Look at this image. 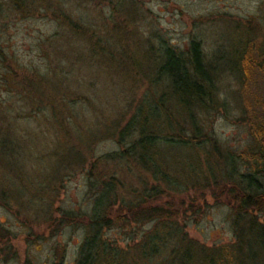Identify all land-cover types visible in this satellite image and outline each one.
Returning <instances> with one entry per match:
<instances>
[{
  "label": "rangeland",
  "instance_id": "374dc122",
  "mask_svg": "<svg viewBox=\"0 0 264 264\" xmlns=\"http://www.w3.org/2000/svg\"><path fill=\"white\" fill-rule=\"evenodd\" d=\"M57 1L72 17L82 15L88 21L84 23L95 25L92 19L96 12L90 11V7H78L75 0ZM122 2L121 9L129 15V21L133 20L135 28V37L128 38L124 48L139 54L137 57L149 52L156 55L155 49L160 45L186 50L191 41L199 43L213 67L216 97L221 102L218 111L207 117L199 115V124L220 147L236 155L246 149L251 138L247 124L241 119L245 105L257 112L264 108V0ZM56 4L51 0V8L47 10L40 0H33L31 12L25 16L22 11H13L9 0H0V122L15 121L14 128L23 139L10 137L19 151L0 154V264H55L60 260L74 264L86 226L93 218V202L101 183L110 179L116 184L108 200L117 201L110 218L120 226L105 229L103 238L112 247L127 250L128 260L133 258L132 248L138 244L149 247L158 244L161 248L153 234L157 228L161 233L162 223H166L161 221L166 218L156 219L159 209L173 215L167 218L168 224L180 230L185 245L190 244L196 251L198 260L194 264L201 263L199 257L205 249L223 254L225 261L217 264H264V209L245 216L242 229L247 234L246 221L252 219L256 229L263 231L262 235L258 239L247 237L237 245V219L228 202L230 187L226 183L220 185L223 183L220 180L202 183L208 175L201 154L195 157L197 164L189 169L186 162L190 166L194 160L190 149L176 147L164 136L158 140L155 146L165 173L178 188L154 180L149 170L107 157L120 150L117 133L139 101L146 99L144 95L150 96L155 88L147 74L130 84L106 67V63L88 57L76 59L72 50H85L49 15ZM101 7L102 13L110 15L108 2ZM243 46H249L254 56L263 61L262 68L251 73L246 86H242L233 63ZM10 69L15 72L12 79L19 85L32 81L40 89V84L55 80L60 102L67 103L66 109H59L64 127L85 133L93 141L84 144L86 148L69 153L66 145L70 143L63 139L48 110L43 108L45 112L35 113L37 118L30 120L28 109L18 97L19 91L3 82ZM64 90L67 95H63ZM176 118L186 121L182 115ZM57 152L62 156L56 155ZM212 158L213 165L216 158ZM216 167L209 168L208 178L226 179L228 169ZM237 170L250 173L244 166ZM256 185L264 196V179L260 177ZM153 188L154 193L150 194ZM121 201L144 203L143 210H136V216L143 215V220L135 223L133 214L121 211ZM102 214L99 212V217ZM165 242L163 252L166 251L167 257L171 238H164ZM155 262L161 263V258L151 255L149 264ZM137 263L144 264L141 259Z\"/></svg>",
  "mask_w": 264,
  "mask_h": 264
},
{
  "label": "trees",
  "instance_id": "16d2710c",
  "mask_svg": "<svg viewBox=\"0 0 264 264\" xmlns=\"http://www.w3.org/2000/svg\"><path fill=\"white\" fill-rule=\"evenodd\" d=\"M9 1L12 4L11 9L13 11H22L25 16L30 14L33 0ZM52 1L57 3V6L52 7L53 9L49 15L77 41L76 44L80 42L81 47L85 50L81 51L77 48L72 50L76 59L88 57L106 63V67L113 69L120 79L130 84H134L139 80V76L147 74L150 85L155 88L150 96L144 95L146 99L139 101L132 115L117 133L116 141L121 147L120 150L107 157L149 170L154 180L161 182L166 187L178 188L176 187L177 184L168 179L164 165L158 156L159 149L155 146L158 140L164 136L169 143L176 144V147L187 148L192 151L194 160H192L193 163L190 166L186 162L187 168L190 169L197 164L195 157H198L199 154L204 158V164L207 168L206 175L210 176L209 168L211 166L215 168H217L216 166L225 167L228 169L226 179L222 176H218L219 179L204 176L202 183L214 184L217 180H220L223 182L220 185L226 186L227 184L230 187V189L227 187L229 189L227 193L228 202L232 207V214L236 215L237 219L235 222L236 244H242L247 237L258 239L263 231L256 229V223L252 219L246 221L248 224L247 234H244L242 229L245 225V216L264 209V196L260 187L256 185L260 177L264 179V108L257 112L256 110H250L249 106L245 105L241 119L247 124L251 138V144L246 149L236 155L226 148L220 147L210 134L204 132L203 125L199 124V115L207 117L210 113L218 111V105L220 106L221 102L219 103L216 97L213 67L202 53L198 42L191 41L186 50L160 45L155 49L156 55L149 52L145 53V56L140 55L141 57H137L139 54L124 48L128 38L135 37V28L132 24L133 20L129 21V15L127 16L121 9L122 0H118V4H114L113 0H75L79 4L78 7L87 9L90 7V11L94 10L96 12L95 17L92 19L95 25L87 24V19H83L82 15L77 14L75 18L72 17L70 12L61 9L60 2L57 0ZM106 2L111 6L110 15L102 13L103 7L101 5ZM49 3H51V0H40V4H43L47 10L51 8ZM84 21L87 22L84 23ZM257 56H254V50L249 46H243L236 60L233 61L240 75L242 86L247 85L254 70L262 68L261 63L263 61L258 60ZM14 74L15 72L12 69L7 71L4 74L3 82L9 83L12 86L11 89L19 91L17 92L19 93L18 97L20 96V100L24 102L23 106L28 109L27 115L30 120L37 118L35 113H43L45 109L48 110L51 115L50 119L63 135V139L70 143L69 146L66 145L69 148L67 149L69 153H71V150H82L86 148L84 144L93 141L85 133H76L71 128L66 129L64 127L59 109H66L67 103L64 100L60 102L59 88L55 80H52L51 83L45 81L43 85L40 84L39 89L37 86H33L32 81H27L22 85L16 84L12 79ZM64 93L65 90L63 95H67ZM7 111L5 109L3 112L6 113ZM174 111L177 114H174ZM176 115L177 117L182 115L186 118V121L181 120L184 125L176 118ZM15 124V121L12 124L0 122L1 155L8 153L11 155L19 151V147L12 145L10 142L12 136L18 137L20 141L23 140L14 128ZM185 127L187 128L185 129ZM185 130L188 131V134ZM57 153L56 155L62 156ZM212 157L216 158L213 165L210 162ZM62 159H65L64 155ZM92 166L94 165L92 164ZM242 166L250 173H241L237 170ZM236 171H238L237 174ZM235 175L237 179H235ZM31 182L38 184L35 181ZM115 184L113 179L101 183V188L93 202L94 207L91 215L94 219H89L86 226L88 229L74 264H133V262L134 264H140L137 263L140 259L144 264H149L151 255L161 258V263L155 262L152 264H194L198 260L196 251L192 246L190 244L185 245L184 237L180 236L181 231L173 224H168L167 218H172L173 215L159 212V209L156 210V212L158 211L156 219L166 218L161 220L166 222L162 223V232L159 233L157 228L153 233L156 243L160 242L161 244L160 249L158 244L152 247L146 244H138V246L132 248L131 257L133 258L128 260L127 250H118L108 244L103 238V231L117 225L120 226L119 222L112 221L110 218L112 209L117 204V201L108 200L111 198L110 190H112L111 188L115 189ZM154 190L153 188L150 194H153ZM147 194L149 195V193ZM144 207L145 204L142 202L132 204L131 202L121 201L119 205L121 211L126 212L128 215L133 214L132 217L135 223L140 222L141 219L143 220V215L140 218L136 216V210H143ZM99 212L103 213L100 217ZM177 216L178 213H176L174 219ZM159 226L161 227V225ZM166 237L171 238L172 241L167 257H165L166 251L163 252L167 247V242L164 243ZM255 242L258 244V241ZM204 251L199 257L201 260L199 264H217L218 261L220 263L225 261L223 254L218 255L219 253L216 250L205 249ZM225 253L227 254L228 251L226 250ZM55 264L66 263L60 260Z\"/></svg>",
  "mask_w": 264,
  "mask_h": 264
}]
</instances>
